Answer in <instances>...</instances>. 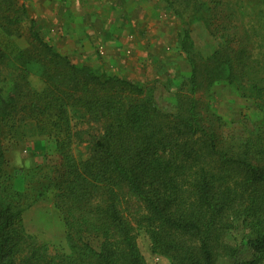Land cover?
Returning a JSON list of instances; mask_svg holds the SVG:
<instances>
[{
	"label": "trees",
	"instance_id": "1",
	"mask_svg": "<svg viewBox=\"0 0 264 264\" xmlns=\"http://www.w3.org/2000/svg\"><path fill=\"white\" fill-rule=\"evenodd\" d=\"M163 1L182 22L178 47L190 67L186 80L173 81L172 112L151 88L61 54L26 0H0V264H147L139 231L171 264H217L236 257L227 238L239 228L252 253L233 264H264V0ZM196 23L219 41L210 56L194 50ZM23 38L25 48L5 44ZM220 83L262 116L245 136L202 104ZM27 131L54 140L59 161L23 172L20 190L5 171L6 153ZM74 142L88 147L86 159L72 154ZM46 194L68 252L24 227V214Z\"/></svg>",
	"mask_w": 264,
	"mask_h": 264
},
{
	"label": "rangeland",
	"instance_id": "2",
	"mask_svg": "<svg viewBox=\"0 0 264 264\" xmlns=\"http://www.w3.org/2000/svg\"><path fill=\"white\" fill-rule=\"evenodd\" d=\"M26 5L41 36L61 54L75 63L92 66L98 73L106 72L151 88L158 106L164 111H174L173 81L186 80L190 67L178 47L182 22L163 0H26ZM27 28L28 24L24 30ZM190 30L197 53L207 57L216 51L219 41L202 23L194 24ZM5 44L8 47L15 44L21 49L27 47L28 42L23 38ZM29 80L33 88H42L38 75H31ZM201 101L239 137L245 136L262 118L252 101L225 83L212 86L208 93L202 94ZM80 117L78 114L72 120L74 129L81 127ZM30 133L32 131H27L25 138L7 145L5 171L20 190L25 189L23 172L34 173L38 167L47 172V165L59 161L54 140ZM71 152L79 160L89 156L85 144L74 142ZM35 180L40 181L41 177L36 176ZM23 221L28 233L68 252L65 225L50 194L28 210ZM137 234L138 248L147 264H171L168 257L152 251L151 241L144 231ZM242 238L240 228L228 236V241L238 246L237 255L222 257L217 264H233L237 259L251 256Z\"/></svg>",
	"mask_w": 264,
	"mask_h": 264
}]
</instances>
